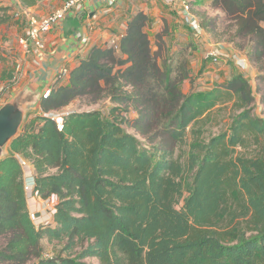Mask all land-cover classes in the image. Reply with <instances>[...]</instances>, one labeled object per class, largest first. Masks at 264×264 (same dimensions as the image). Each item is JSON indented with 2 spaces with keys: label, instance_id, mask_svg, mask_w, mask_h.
Listing matches in <instances>:
<instances>
[{
  "label": "trees",
  "instance_id": "16d2710c",
  "mask_svg": "<svg viewBox=\"0 0 264 264\" xmlns=\"http://www.w3.org/2000/svg\"><path fill=\"white\" fill-rule=\"evenodd\" d=\"M210 6L225 23L201 26L264 71V0ZM147 23L139 12L116 46L90 48L10 140L0 159V264H264V119L252 114V86L234 74L184 94L185 49L171 52L167 27L152 48ZM78 99L107 100L109 112L66 110ZM27 166L31 194L55 203L48 223L30 216ZM43 239L65 255L43 257Z\"/></svg>",
  "mask_w": 264,
  "mask_h": 264
},
{
  "label": "crops",
  "instance_id": "0c3cea01",
  "mask_svg": "<svg viewBox=\"0 0 264 264\" xmlns=\"http://www.w3.org/2000/svg\"><path fill=\"white\" fill-rule=\"evenodd\" d=\"M63 1L27 0L26 3L24 0H3L0 4V7H9L5 17L0 11L3 18H7L6 22L0 23V85L5 88L12 86V90L17 89L12 98L9 94L0 95V106L2 102L6 103L7 100L23 94L28 99H34L24 106L26 111L40 98L44 89L51 88L57 81L59 84H67L68 75L59 74L61 66H66L70 71L86 56L90 48L106 47L111 41L119 40L130 18L141 12L147 15L148 22L156 17L158 29L167 27L166 43L171 52L185 49L189 77L181 84L184 94L222 86L234 74H241L252 86V114L264 119V71L257 69L245 51L236 49L231 43L215 41L202 27L198 31L190 26V16L181 10L180 2L177 4L172 0H87L78 14H68L43 36L42 50H37L31 45L27 51L22 48L19 39L25 35L26 18L22 13L17 15L18 12L25 10L37 16H45ZM192 17L196 18L195 15ZM197 21L199 22L198 19ZM169 30L173 33L170 36ZM78 33L87 38L86 43L76 37ZM209 53L219 55V60L213 61ZM12 71L17 80L9 82L8 76ZM232 103L233 100L221 106L229 112ZM25 180L26 184L33 185L34 172L31 166L26 167ZM34 198L38 197L32 199ZM28 209L34 210L36 217L41 221L51 219L46 210L41 205L36 206L33 200L28 202Z\"/></svg>",
  "mask_w": 264,
  "mask_h": 264
},
{
  "label": "rangeland",
  "instance_id": "374dc122",
  "mask_svg": "<svg viewBox=\"0 0 264 264\" xmlns=\"http://www.w3.org/2000/svg\"><path fill=\"white\" fill-rule=\"evenodd\" d=\"M172 1L176 2L177 4L180 1H184V3H185L184 5L186 6V9L181 7L182 8L181 10L185 11L186 13H188L190 15H195L196 18L201 23V25H202L203 21H208V20L212 21L214 18L217 19V23H219L218 26H222L225 23V17H224L223 12L220 9H213L209 4V0H179V1L172 0ZM19 15H22V14H19ZM24 22H25V20H24ZM157 24H158V22H157L156 17H153L147 23V27H146V33L151 40L152 48L155 47V35L163 30V28L158 29ZM201 27L203 30L206 31V29L203 26H201ZM171 33L172 32H170V30H169V36L171 35ZM210 34H212V33L210 32ZM262 84H263L262 86H264V82ZM16 90L17 89L12 90V86L6 87L4 94H9V95H11V98H12L17 93ZM39 99H37L34 103H32L30 105L31 106L30 108L26 109V111H25L26 114L24 116V119L26 117L29 119L35 118L37 116V114H39V112H40V101H39ZM7 101H9V100H7ZM3 104L4 103L2 102V105ZM109 108H110V105L108 104L107 100H103V101H100V102L95 103V104H87L84 99H78V100L74 101L72 104H70L66 110L86 111V110H94L95 109V110L102 111L104 114H107L109 112ZM125 115L127 117H131L132 114H130V112H127V113H125ZM55 117L60 122V118L58 116H55ZM220 118H221V116H219L218 120H220ZM24 119H23V121H24ZM225 121H226V119L224 120V122ZM221 126H222L221 123L218 125L213 123V125L211 126V132H213V133L218 132V130L221 128ZM124 127L130 133H134L133 129L128 128L126 126H124ZM137 137L139 138L142 146L149 148L148 144L139 135H137ZM6 151H7V148L4 149V154ZM177 152H178V149L174 148V155H176ZM32 198H29L28 202L30 203V201L33 200L35 202L36 206L41 205L43 207V209L46 210V214L49 215V213L47 211L49 206L44 203V200L39 199V198H37V199H35V198L32 199ZM179 206H181V204ZM49 216H51V215H49ZM44 217H46V216H44ZM43 220H45V219H43ZM0 245H1V240H0ZM41 246H42V252H43L42 254L49 255V256H54L57 254L65 255V253L61 249L62 248L61 245H58L56 243H50L46 239H43L41 241ZM85 262L90 263V264H99L98 260L96 258H93V257L86 258Z\"/></svg>",
  "mask_w": 264,
  "mask_h": 264
},
{
  "label": "built area",
  "instance_id": "2783aa9c",
  "mask_svg": "<svg viewBox=\"0 0 264 264\" xmlns=\"http://www.w3.org/2000/svg\"><path fill=\"white\" fill-rule=\"evenodd\" d=\"M87 0H64L59 7H57L55 10L50 12L49 14L45 16H37L33 12L21 10L18 12L19 14H24L26 18V28H25V35L24 37L19 39V43L26 51L29 50L30 45L33 46L37 50H42L44 48V39L43 36L50 32L59 22H61L68 14H78V12L82 9L84 3ZM180 4L183 8L186 9V6L184 5V1H180ZM188 14V13H187ZM190 16L189 24L196 30H201V25L197 21L196 18L192 17V15L188 14ZM81 42L86 43L87 38L81 33H78L76 35ZM117 41H111L110 45L116 46ZM209 56L213 58V61L217 62L219 60V55L211 54L209 53ZM59 74L66 76L69 74V69L66 66H61L59 68ZM17 80V77L14 76L13 82ZM5 92V87L0 85V95H2ZM50 92V88L44 89L41 94L40 98H46ZM21 164H24V162L20 159ZM32 186L31 184H26L25 188L29 194V198L34 197L32 193ZM28 198V199H29ZM44 203L49 206L47 209L49 215L52 216L54 213V206L55 203L51 199L44 200ZM30 216L33 220H36L37 222H45L48 223L49 219H45L43 221L39 220L38 217H36V212L34 210H30ZM43 257H49V255H42Z\"/></svg>",
  "mask_w": 264,
  "mask_h": 264
},
{
  "label": "water",
  "instance_id": "95a60500",
  "mask_svg": "<svg viewBox=\"0 0 264 264\" xmlns=\"http://www.w3.org/2000/svg\"><path fill=\"white\" fill-rule=\"evenodd\" d=\"M33 100L19 94L0 106V159L5 147L20 131L25 114L24 106Z\"/></svg>",
  "mask_w": 264,
  "mask_h": 264
}]
</instances>
